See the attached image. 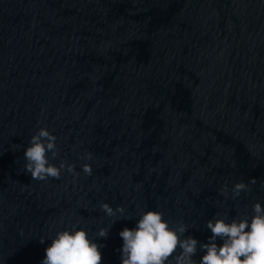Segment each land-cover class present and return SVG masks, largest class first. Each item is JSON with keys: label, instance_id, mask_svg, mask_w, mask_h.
Listing matches in <instances>:
<instances>
[{"label": "water", "instance_id": "obj_1", "mask_svg": "<svg viewBox=\"0 0 264 264\" xmlns=\"http://www.w3.org/2000/svg\"><path fill=\"white\" fill-rule=\"evenodd\" d=\"M40 127L78 178L31 180ZM251 178L236 200L218 191ZM262 182L264 0H0V264H41L77 221L91 237L111 225L94 239L102 264H121L119 233L148 209L207 243L217 213L264 206Z\"/></svg>", "mask_w": 264, "mask_h": 264}, {"label": "clouds", "instance_id": "obj_2", "mask_svg": "<svg viewBox=\"0 0 264 264\" xmlns=\"http://www.w3.org/2000/svg\"><path fill=\"white\" fill-rule=\"evenodd\" d=\"M56 139L46 127H40L31 136L24 151V169L30 173L31 180H59L65 171L74 179L80 176L75 165L64 159L59 165L51 162L59 154ZM92 157L91 152L80 156L86 161H91ZM82 172L85 176L92 175L91 164H82ZM256 182L255 178L235 182L229 193L228 181H225L218 191L225 199L231 196L236 200L242 192L250 193ZM99 207L107 217L115 218L112 223L117 219H128L123 205L114 209L109 203L101 202ZM252 208L254 214L251 217L245 213L230 221L217 213L214 219L206 222L211 231L207 243L185 236L188 225L183 219L173 226L160 210L142 211L134 228L125 227L119 233L123 240L121 264H264V206L255 202ZM79 224L80 221L70 222V226L56 231L41 264H102L103 245L97 244L94 237L107 238L111 225L98 228L91 237L90 229ZM45 238L41 236L40 242L43 243ZM218 239L223 243L217 244ZM198 250L203 252L199 262L193 259Z\"/></svg>", "mask_w": 264, "mask_h": 264}]
</instances>
